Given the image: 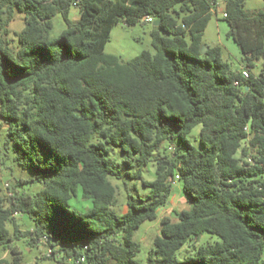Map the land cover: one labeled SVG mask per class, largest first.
Here are the masks:
<instances>
[{"label":"trees","instance_id":"obj_1","mask_svg":"<svg viewBox=\"0 0 264 264\" xmlns=\"http://www.w3.org/2000/svg\"><path fill=\"white\" fill-rule=\"evenodd\" d=\"M246 1L225 0L223 18L245 67L261 62L249 78L204 42L218 0H0V162L32 173L9 184L11 196L0 179V264H23L16 241L32 247L44 236L61 260L87 245L88 264H142L134 233L168 205L176 175L189 208L176 221L161 218L146 264H264V9ZM16 10L25 26L14 48L7 36ZM57 14L67 27L51 38ZM146 16L161 20L154 53L121 61L105 52L116 24ZM199 124L197 147L187 135ZM115 147L125 174L150 189L146 197L129 191L121 213ZM152 161L149 180L143 168ZM29 182L42 188L18 190ZM79 194L90 208H72ZM17 212L30 220L25 232ZM203 232L219 240L178 258Z\"/></svg>","mask_w":264,"mask_h":264},{"label":"rangeland","instance_id":"obj_2","mask_svg":"<svg viewBox=\"0 0 264 264\" xmlns=\"http://www.w3.org/2000/svg\"><path fill=\"white\" fill-rule=\"evenodd\" d=\"M224 7L225 0H218L217 4L213 9V16L210 20L205 32H204V42L210 46H221L223 60L228 62L233 71H238L242 69H247L245 63L243 62V53L240 47L234 42L232 38L228 36L229 25L224 20ZM245 8L248 10L264 9V0H247ZM70 18L76 21L80 18L79 8L73 6L70 13ZM25 26L24 13L16 10L13 21L9 25L10 34L7 36L12 47H16V32H20ZM66 23L61 14H57L53 18V27L49 32L51 38L58 37L65 29ZM156 26L153 22L141 21L133 26L126 25L123 21L116 24L112 31L110 40L106 45L105 52L108 54L117 55L121 61H128L137 55L141 54L143 51L155 52L152 45V32ZM161 34L163 32L161 31ZM242 65V68H241ZM261 62H257V66L250 71L254 74H258L260 71ZM248 70V69H247ZM202 125L199 124L195 126L192 131L187 135L191 143L197 147H200V130ZM2 142V140H0ZM167 144L165 143L164 146ZM174 144L170 145L169 150H173ZM116 151L115 157L119 161V167L121 168L124 176L121 180H113V183L117 186L118 190V205L114 209L121 213L126 210L125 203L127 201V195L130 191L135 196L141 195L143 197L148 196L150 189L144 186L140 180L131 179L126 173L127 166L123 163V153L120 148L115 147ZM11 167V168H10ZM135 169V168H134ZM133 169V170H134ZM32 175L30 170L21 169L18 165H14L11 160L7 161L6 165L0 162V179L3 185V194L6 196H11L12 192L5 188V184L9 182L10 186L16 184V178H30ZM143 175L146 179L152 180L155 178V161L150 162L147 166L143 168ZM173 190L170 201L168 205L159 211V216L157 219L152 221H145L140 228H138L134 233V239L141 244V250L137 254L136 259L142 264H146L148 254L153 248L154 238L160 233L161 229V218L164 216H170L173 221L177 220L175 214L176 211L183 209H188L189 204L183 197L182 183L179 180H175L173 183ZM134 186L136 189H134ZM42 188L40 183L29 182L24 185H19L18 190L20 192H31L35 193ZM92 205L91 201L83 200L80 194L71 200V206L73 209L78 211H84L90 208ZM15 223L18 228L25 232L30 225V220L26 219L21 213L14 214ZM9 228L13 230V225L10 223ZM28 238H23L16 241L19 246V250H22L21 255L23 258V264H73L70 259L59 260L49 257L47 255V244L45 242H38L35 246L29 247L27 244ZM219 240V237L203 232L198 238H194L188 241L182 249L177 253L178 258H183L186 254H193L195 248L199 245L206 244L208 242H215ZM7 255V253L5 254Z\"/></svg>","mask_w":264,"mask_h":264},{"label":"built area","instance_id":"obj_3","mask_svg":"<svg viewBox=\"0 0 264 264\" xmlns=\"http://www.w3.org/2000/svg\"><path fill=\"white\" fill-rule=\"evenodd\" d=\"M224 16H226V14L224 13ZM145 20L148 22H154V18L152 16H146ZM242 73L244 75L245 78H249L250 77V71L247 69H242ZM238 85V81L235 83ZM179 176L176 175L175 178L171 177L170 180L172 182H174L175 180H178ZM5 188L8 189L9 187V182H7L5 185ZM18 213V212H17ZM38 242H45L47 244V255L49 257H52L54 259H59L61 260L64 257V253L59 251V249L57 247H53L48 243V238L46 236H44L43 238L39 239ZM88 248L87 245L84 246V252L81 254H78L76 257H72L71 260H73V264H88L87 263V255L85 253V250Z\"/></svg>","mask_w":264,"mask_h":264},{"label":"water","instance_id":"obj_4","mask_svg":"<svg viewBox=\"0 0 264 264\" xmlns=\"http://www.w3.org/2000/svg\"><path fill=\"white\" fill-rule=\"evenodd\" d=\"M160 23H161V20L160 19H156L153 22L154 26H159ZM207 49H208V46L206 44H203V46H202V53H205L207 51ZM262 58L264 59V52H263Z\"/></svg>","mask_w":264,"mask_h":264},{"label":"crops","instance_id":"obj_5","mask_svg":"<svg viewBox=\"0 0 264 264\" xmlns=\"http://www.w3.org/2000/svg\"><path fill=\"white\" fill-rule=\"evenodd\" d=\"M257 10V9H256ZM241 68H242V65H241Z\"/></svg>","mask_w":264,"mask_h":264}]
</instances>
